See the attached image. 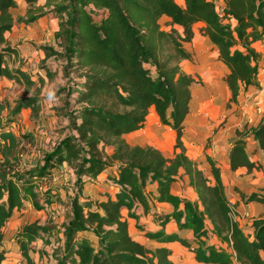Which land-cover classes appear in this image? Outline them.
Here are the masks:
<instances>
[{
    "label": "trees",
    "instance_id": "obj_1",
    "mask_svg": "<svg viewBox=\"0 0 264 264\" xmlns=\"http://www.w3.org/2000/svg\"><path fill=\"white\" fill-rule=\"evenodd\" d=\"M25 1L26 13L15 17L12 9L18 0H0V80L24 85L31 94L12 107L0 102V116L9 112L6 123L0 118V246L8 222L27 202L43 210L61 201L49 180L54 168L66 164L76 177V193L70 198L68 222L63 227L64 245L53 250L56 264H175L170 248L152 250L134 239L127 217L137 220L146 238L179 242L193 250L200 263L264 264V217L255 218L252 231L246 233L233 216L220 168L207 157L211 165L207 174L186 154L182 137L197 78L181 66L193 59L185 43L193 41L194 26L202 24V34L228 68L224 77L230 92L227 108L238 104L243 90L259 87L261 53L253 44L264 39V0H222V5L216 0H184V7L176 0ZM100 11L107 15L97 22L94 15ZM49 13L58 19L54 34L58 49L43 47L42 67L53 58L62 63V78L75 80L66 98L69 127L44 165L20 172L11 161L19 141L5 126L18 121L24 109L40 116L45 78L51 82L59 71L45 67L46 77L40 75L36 82L22 63L10 65L8 59L18 57L19 50L7 33ZM162 17L170 19L171 29L162 28ZM152 107L160 122L176 131L175 147L181 151L173 157L154 146L131 145L125 138L145 126ZM236 135L230 153L232 170L259 169L261 165L250 159L246 147L247 138L253 136L264 151V118L257 126L236 129ZM109 168L116 171L109 177L117 188L114 195L86 197L84 185ZM182 174L197 193L194 201L172 192V184ZM247 200L264 204V195L252 193ZM155 202L169 203L173 211L155 212ZM148 215L158 229L148 230L139 223ZM172 221L179 230H192L198 247L168 232L166 226ZM209 224L226 247L207 242ZM51 232L50 227L33 223L15 235L26 264H37L30 254L32 244L42 238L50 244L45 236ZM5 259L1 249L0 262Z\"/></svg>",
    "mask_w": 264,
    "mask_h": 264
},
{
    "label": "crops",
    "instance_id": "obj_2",
    "mask_svg": "<svg viewBox=\"0 0 264 264\" xmlns=\"http://www.w3.org/2000/svg\"><path fill=\"white\" fill-rule=\"evenodd\" d=\"M209 42L210 40L207 37L200 34L195 36L194 40L190 42V46H192L190 47V52H192L193 58H197L198 60L196 61V64L193 65L194 70H191L188 73L196 76L197 83L192 87L190 113L185 121V124L190 125V127L186 131L184 130L182 141L186 148V154L196 160L206 173L208 171L205 167L207 164L208 169L211 170V165L207 157H210L216 163L217 167L220 168L221 176L225 184L226 195L229 201L235 204L237 221L243 230L248 233L252 231L251 225L253 220L258 217H264V204L247 200L248 196L252 193H260L264 195V151L260 148L258 141H256L253 136L247 138L246 150L250 159L261 165L259 169L254 168L252 170H249L247 167H240L236 170H232L230 153L233 142L237 138L236 129L242 128L245 125H248L249 127L257 126L264 118V39L253 44L261 53L259 73L257 76L259 87L250 86L247 90H243L239 96L238 104L229 109L227 108V101L230 97V92L224 82V77L228 73V68L218 59L217 48L211 42V46L214 48L215 57L210 59L208 54L202 52L203 48L200 43H207L209 45ZM186 45L187 43H185V46ZM197 74L202 77V80L207 82L205 87H197L202 83ZM194 99L195 102L192 104ZM222 110L225 112L224 114L227 118L225 127L215 133L212 143L209 146L214 131L211 127H208V119L216 117L218 112H221ZM24 111L30 112L27 109H24ZM153 114H155L156 117L153 116ZM197 128L200 129L198 132ZM193 136L196 139H194ZM176 137V131L170 126L164 125L160 122L159 116L154 107H152L150 114L147 117L146 124L142 129L125 135L129 144L157 147L162 150L167 157H173L176 152L181 151L180 148L175 147ZM192 140H194V142H192ZM65 166L67 165L64 164L60 168L63 169ZM67 168L69 167L67 166ZM114 174H116V171H114ZM108 175H113V173L110 172ZM61 182L54 183L61 184ZM92 182L97 181L94 180ZM55 184L51 183L50 186L56 187ZM113 187L115 188L111 193L112 195H114L117 190L116 186L113 185ZM151 189L154 190L155 185H152ZM171 189L174 194L181 197H186L193 201L197 199V193L190 185V179L187 175L182 174L178 180L172 184ZM85 196L90 198L89 195ZM104 198L105 194L104 196L92 197L90 199ZM27 204L29 203L27 202L25 207H27ZM24 208L22 210H24ZM153 210L158 213H171L173 211V206L165 202H155ZM20 211H15L14 215L18 214ZM123 214L127 217V210H124ZM127 219L132 237L143 243L147 248L152 250L158 247L170 248L172 250L171 259L175 264H204L196 260V254L193 250L183 246L179 242L159 243L146 238L144 232L137 228V220L129 217H127ZM139 223L143 224L148 230L158 229V226L153 222L151 215L142 216ZM212 227V224H209L210 233L207 242L209 244L226 247L217 236L212 234ZM166 230L168 232L177 233L182 238L188 240L192 243V247H198V244L194 243L195 236L192 230H179L174 221L166 226ZM1 249H4V247L0 246V250ZM4 263L5 260L0 262V264ZM233 264L239 263L234 262Z\"/></svg>",
    "mask_w": 264,
    "mask_h": 264
},
{
    "label": "rangeland",
    "instance_id": "obj_3",
    "mask_svg": "<svg viewBox=\"0 0 264 264\" xmlns=\"http://www.w3.org/2000/svg\"><path fill=\"white\" fill-rule=\"evenodd\" d=\"M216 1L219 5L223 4L222 0ZM44 2V0H40L38 4H44ZM176 2L183 7L185 6L184 0H176ZM26 9V1L18 0V5L16 8L12 9V13L15 17L22 16L26 13ZM106 15L107 14L103 11L97 12L94 15V20L99 22L100 19ZM160 24L165 30L172 28L170 25V19L167 17H162L160 19ZM202 27V24H196L194 26L195 36H198L199 34L204 36L201 32ZM57 29L58 19L53 13H49L45 17L28 26L24 24L17 25L12 32L7 33L9 42L12 45L18 46L19 50L18 57L8 59L10 65H18L22 63L24 70L30 73L36 82L39 81L40 75L46 77L45 67L51 71H59V75L55 80L48 82V78H45L46 84L41 93L43 109L40 116L36 118L31 112L23 110L18 121L9 126H5L7 130L13 131L19 141L18 148L15 150L11 161L15 168L20 172L44 165L46 159L68 132L69 119L66 116V98L69 88L75 87V80L68 81L62 78V63L57 62L53 58L45 63L46 66L44 68L42 67V61L45 57L43 47L47 46L58 49L54 37ZM200 44L203 48L202 52L208 54L210 59H213L215 53L211 43L209 45L207 43ZM186 47L190 51V47L192 46H190V43H187ZM197 60V58H193L192 61H183L181 63L183 70L187 73L194 70L193 65L196 64ZM153 75L155 76L156 74L153 73ZM197 76L202 81L201 85H198L197 87H205L207 82L202 80V77L199 74H197ZM30 95L31 94L27 92L24 85L8 79L0 80V102L9 107L14 106L17 100ZM194 102L195 99L192 104ZM8 113V110H5L2 116H0V118L3 117L4 123H6L5 119ZM224 113L225 112L222 110L221 112H218L216 117L208 119V127H211L214 131L209 146L212 143L215 133L225 127L227 118ZM153 116L156 117L155 114H153ZM189 127L190 125L186 124L185 131L189 129ZM197 129L198 132L200 129ZM192 142H194V140H192ZM108 151L111 152L110 149ZM2 161V155L0 154V163ZM205 167L206 170H208L207 174H210L211 171L208 169V164ZM114 169L115 168H110L101 174L99 178L95 179L97 182L86 183L83 188V193L89 195L90 198L101 197L108 192L112 193L115 187H113L108 173L112 172L114 174ZM53 171L49 182L50 184H55L62 181V185L55 184L56 187H53V189L56 190V193L59 195L62 194L61 201L55 202L43 210H37L32 205L27 204V207H25L24 210L20 211L10 219L5 227V238L2 245L6 252L4 264H26L20 253L19 246L14 241V237L24 226L33 223L50 227L52 232L49 236H45L50 241V244H45L44 238L38 239L32 244L33 249L30 252L32 258L37 264H56L53 257V250L56 247H62L64 245L65 237L63 227L68 222V216L71 209L70 198L76 193V177L67 166L63 169L54 168Z\"/></svg>",
    "mask_w": 264,
    "mask_h": 264
},
{
    "label": "built area",
    "instance_id": "obj_4",
    "mask_svg": "<svg viewBox=\"0 0 264 264\" xmlns=\"http://www.w3.org/2000/svg\"><path fill=\"white\" fill-rule=\"evenodd\" d=\"M263 77H264V73H263ZM232 203V202H231ZM234 203H232V212H233V216L234 218L237 220V212H236V208L233 207Z\"/></svg>",
    "mask_w": 264,
    "mask_h": 264
}]
</instances>
